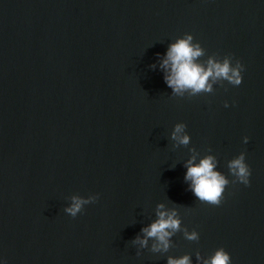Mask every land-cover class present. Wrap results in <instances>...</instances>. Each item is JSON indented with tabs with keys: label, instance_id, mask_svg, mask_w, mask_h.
Segmentation results:
<instances>
[{
	"label": "water",
	"instance_id": "1",
	"mask_svg": "<svg viewBox=\"0 0 264 264\" xmlns=\"http://www.w3.org/2000/svg\"><path fill=\"white\" fill-rule=\"evenodd\" d=\"M193 36L244 66L242 83L174 94L160 63ZM225 102L229 107L225 108ZM185 126L187 145L171 139ZM248 137V143L243 142ZM245 154L249 186L229 162ZM229 180L198 200L185 164ZM99 199L72 218L73 196ZM163 205V209H158ZM175 212L167 252L133 241ZM185 231L199 234L198 241ZM223 248L264 264V0H0V256L7 264H167Z\"/></svg>",
	"mask_w": 264,
	"mask_h": 264
},
{
	"label": "clouds",
	"instance_id": "2",
	"mask_svg": "<svg viewBox=\"0 0 264 264\" xmlns=\"http://www.w3.org/2000/svg\"><path fill=\"white\" fill-rule=\"evenodd\" d=\"M204 55L199 44L193 43L192 35H185L175 43L168 46L161 60L160 67L165 72L164 82L172 89L174 94L181 95L185 91L195 95L200 92H211L212 85L209 79L215 82L218 79L227 81L233 87L242 83V73L244 66L239 60L233 63L232 57H226L222 62L209 59L205 64L198 63L199 57ZM225 108L229 105L224 104ZM185 126L178 124L175 126L171 139L179 144L187 145L189 136L184 134ZM243 142L247 144L248 137H244ZM229 172L235 177L232 183H240L249 186L251 170L245 162V154L229 162ZM186 172L184 180L189 184L192 194L200 201L212 206L221 204L223 193L229 180L219 171H215L216 161L212 156H207L195 163V157L185 164ZM99 199V195L88 198L73 196L71 204L64 209L66 215L75 218L83 212L86 205L93 204ZM158 209H163V205H158ZM157 219L148 226L141 229L143 238L138 236L133 243L146 247L150 238L154 239L152 245L153 252H167L170 247V237L180 230V221L176 213L167 211H157ZM185 238L191 241H198L199 234L195 231L188 233L185 231ZM197 264H231V257L223 248H219L208 257L196 254ZM0 264H7V261L0 256ZM167 264H192L191 257L184 255L179 258L168 257Z\"/></svg>",
	"mask_w": 264,
	"mask_h": 264
}]
</instances>
